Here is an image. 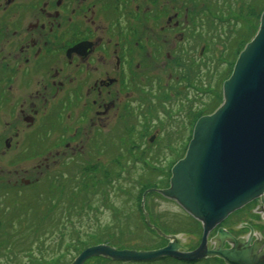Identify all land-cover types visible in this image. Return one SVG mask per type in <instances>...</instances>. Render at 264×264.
Segmentation results:
<instances>
[{"label": "rangeland", "instance_id": "374dc122", "mask_svg": "<svg viewBox=\"0 0 264 264\" xmlns=\"http://www.w3.org/2000/svg\"><path fill=\"white\" fill-rule=\"evenodd\" d=\"M187 8L192 18L190 31L198 28L203 37L199 40L197 35L193 38V33L188 34L185 40L190 42L179 45L177 58L167 71L159 72L160 84L146 99V103L156 100V104L153 120H146L137 139L144 160L125 159L121 164L123 160L119 159L126 157L122 150L125 146L114 138L117 144L112 142L109 156L114 169L98 187L91 183L90 174L80 169L60 173L61 167H55L59 161L55 146L51 159H29L26 122L19 107L34 92L13 86V92L0 93V264H72L84 250L99 244L115 243L120 244L116 248H121L129 243L142 248L136 250H156L166 245L167 241L145 224L142 195L168 185L169 167L186 149L194 124L221 105L222 84L230 77L239 53L257 33L264 0H189ZM170 74L172 78L168 79ZM165 82L171 83L168 89L164 88ZM1 83L4 89L6 82ZM36 104V110L40 107L43 114L45 103ZM24 112L28 113V109L24 108ZM56 140V134H51V143ZM169 145L173 146V155L167 153ZM161 153L169 159H161ZM40 162L42 168L37 165ZM45 164L49 166L44 168ZM258 205L245 207L220 226L231 229L237 239L248 237L250 232L242 225L250 223L256 226L253 234L264 238V219L257 215ZM144 210L150 224L163 233L187 232L182 239L188 251L199 247L200 226L194 223L197 226L189 227L190 216L175 202L148 193ZM251 213L257 216L249 218ZM216 230L208 239L215 236ZM162 260L118 264H223L218 259L194 263ZM107 262L91 258L84 264Z\"/></svg>", "mask_w": 264, "mask_h": 264}, {"label": "flooded vegetation", "instance_id": "af4514ba", "mask_svg": "<svg viewBox=\"0 0 264 264\" xmlns=\"http://www.w3.org/2000/svg\"><path fill=\"white\" fill-rule=\"evenodd\" d=\"M188 3L0 0V86L6 82L0 92H13L15 86L34 92L25 93L28 98L19 107L27 123L29 159L44 161L55 146L59 159L55 167H61L60 173L80 169L90 174L97 187L114 169L109 159L112 142L117 144L114 138L125 146L121 164L125 159L144 160L137 139L146 120H153L156 104L146 99L160 84L159 72L167 71L177 58L179 45L190 42L185 40L188 34L203 37L198 28L197 34L190 31ZM170 85L165 82L164 88ZM37 102L45 103L41 115ZM51 134L57 137L52 143ZM172 148L169 145L167 153L173 155ZM41 163L37 165L42 168ZM122 169L123 174L126 166ZM248 224L255 232L256 226Z\"/></svg>", "mask_w": 264, "mask_h": 264}, {"label": "water", "instance_id": "95a60500", "mask_svg": "<svg viewBox=\"0 0 264 264\" xmlns=\"http://www.w3.org/2000/svg\"><path fill=\"white\" fill-rule=\"evenodd\" d=\"M223 101L193 126L184 157L171 170L169 187L142 195L141 212L148 228L167 244L156 250H120L99 244L84 250L72 264L91 258L112 262H151L173 259L194 263L219 259L224 264H264V238L251 244L218 228L229 216L259 200L264 210V12L256 35L239 53L230 77L222 84ZM148 193L175 202L201 225L200 245L184 246L182 235H165L152 226L144 210ZM242 227H248L242 225ZM216 230L214 237L208 239ZM228 246V248H226Z\"/></svg>", "mask_w": 264, "mask_h": 264}, {"label": "trees", "instance_id": "16d2710c", "mask_svg": "<svg viewBox=\"0 0 264 264\" xmlns=\"http://www.w3.org/2000/svg\"><path fill=\"white\" fill-rule=\"evenodd\" d=\"M1 93V92H0ZM215 110V109H214ZM213 110V111H214ZM188 219L190 220V225H189V227H191L192 228V226L191 225H193L194 223H196L197 225H199L195 220H193L192 218H190V217H188ZM197 225H193L194 227L195 226H197ZM159 228V227H158ZM162 231V230H161ZM163 232V231H162ZM165 233V232H164ZM181 233H183V234H187V232H180V233H178V234H181ZM152 234H155L154 232H152ZM165 234H167V232L165 233ZM169 234V233H168ZM153 238V237H152ZM155 239H157L156 238V236H155ZM108 245H110V246H112V247H117L118 245H120V244H118L117 246L115 245V243H109ZM133 245V244H132ZM132 245H130L129 243H127L126 245H124V247H121V248H119L120 250H122V249H130V248H133L134 250H136V249H142V248H134ZM137 245V244H136ZM148 249V248H147ZM102 259V258H101ZM105 260V259H104ZM163 261H167V259H163L162 261H160V262H162L163 263ZM107 263H109V264H118V263H113L112 261H109L108 260V262ZM154 263V262H153ZM130 264H132V263H130Z\"/></svg>", "mask_w": 264, "mask_h": 264}, {"label": "bare ground", "instance_id": "6f19581e", "mask_svg": "<svg viewBox=\"0 0 264 264\" xmlns=\"http://www.w3.org/2000/svg\"><path fill=\"white\" fill-rule=\"evenodd\" d=\"M191 133H192V132H191ZM176 163H177V162H176ZM176 163H175V164H176ZM175 164H174V165H175ZM170 177H171V176H170ZM169 180H170V178H169ZM164 189H166V188H164ZM158 195H159V194H158ZM160 196H161V195H160ZM161 197H162V196H161ZM162 198H163V197H162ZM243 224H245V223H243ZM221 225H223V224H221ZM220 227L222 228V226H219V228H220ZM201 231H202V229H201ZM74 261H75V260H74ZM117 263H120V262H117Z\"/></svg>", "mask_w": 264, "mask_h": 264}]
</instances>
